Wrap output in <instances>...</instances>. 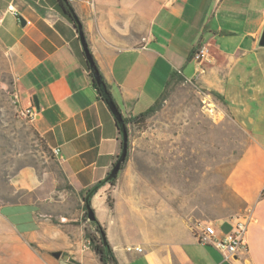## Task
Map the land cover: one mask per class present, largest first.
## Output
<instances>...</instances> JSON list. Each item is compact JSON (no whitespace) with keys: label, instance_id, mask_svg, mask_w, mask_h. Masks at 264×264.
<instances>
[{"label":"crops","instance_id":"crops-1","mask_svg":"<svg viewBox=\"0 0 264 264\" xmlns=\"http://www.w3.org/2000/svg\"><path fill=\"white\" fill-rule=\"evenodd\" d=\"M71 5L124 118L148 112L171 79L180 76L219 101L247 136L245 151L225 176V187L241 203L239 211L253 216L247 252L226 261L216 248L199 244L194 217L173 204L170 210L161 202L158 206L156 198L141 205L123 169L115 185L105 184L91 199L119 264H264V0H180L173 5L168 0H76ZM202 47L210 52L204 69L194 59ZM0 49L61 173L50 182L35 170L18 173L12 185L28 201L1 205L0 220L18 240L66 254V264H101L89 245L91 235L98 234L85 216L83 197L111 173L122 152V135L93 86L76 23L58 0H0ZM5 207L10 219L2 214ZM163 211L172 228L158 231L149 219ZM198 218L197 223L214 224L224 237L237 216L214 223ZM119 220H145L138 258L124 248Z\"/></svg>","mask_w":264,"mask_h":264},{"label":"rangeland","instance_id":"rangeland-1","mask_svg":"<svg viewBox=\"0 0 264 264\" xmlns=\"http://www.w3.org/2000/svg\"><path fill=\"white\" fill-rule=\"evenodd\" d=\"M26 112L8 56L0 49V206L28 201L12 185L22 171L35 170L49 182L52 175L61 178L59 162ZM130 131V157L124 170L141 205L156 198L158 206L161 202L170 210L173 204L185 216L213 223L245 214L225 187V176L245 151L247 136L199 85L172 84L157 111ZM10 212L5 207L2 214L10 219ZM149 220L158 231L172 228L165 211ZM120 221L117 228L124 248L130 247L131 256L138 258L136 246L145 220ZM55 252L18 240L6 220H0V264H66V254L57 259Z\"/></svg>","mask_w":264,"mask_h":264},{"label":"built area","instance_id":"built-area-1","mask_svg":"<svg viewBox=\"0 0 264 264\" xmlns=\"http://www.w3.org/2000/svg\"><path fill=\"white\" fill-rule=\"evenodd\" d=\"M70 3L75 2L76 0H67ZM180 0H168L169 5H173ZM194 59L197 61L201 68L204 64L210 59V52L207 47L200 48L194 55ZM194 83V82H189ZM26 114L31 118L35 119V112L31 108H27ZM59 159H62L60 156V151L56 150V155ZM264 195V190H263ZM253 221V216L250 211L239 216L235 220V225L233 230L225 235L220 237L217 231V228L213 224H202L197 223L195 225V238L199 244L205 246H212L216 248L223 255L226 261H232L237 258L239 255L246 253L248 250L247 244V234L249 225ZM91 245V243H89ZM141 252V250H139Z\"/></svg>","mask_w":264,"mask_h":264},{"label":"trees","instance_id":"trees-1","mask_svg":"<svg viewBox=\"0 0 264 264\" xmlns=\"http://www.w3.org/2000/svg\"><path fill=\"white\" fill-rule=\"evenodd\" d=\"M58 1L63 6L65 11L67 13H70V9L65 5L64 1L63 0H58ZM91 77H92V82H93L94 88L98 91L99 95L103 98V95H102L99 87L97 86L96 82L93 79L92 73H91ZM181 82H185V80L183 78H181L180 76H177V77L174 76L171 79V81L169 82V84H168V86H167V88L165 90V93L163 94L161 100L159 102H157L148 112H146V113H144L142 115H139V116H137L135 118H124L126 126H127V131H128V134H129V154L127 156V159H126L121 171L124 169L125 165L127 164L128 160H129V157H130V146H131V143H130L131 131H130V129H131V127L138 126V125H141L144 122H146L151 117V115L153 113H155L157 111V109L161 106V104H162V102H163V100H164V98L166 96L168 88L174 83H181ZM107 90H108L109 96L112 97L108 86H107ZM215 97L218 100L221 99L220 96H218V95H215ZM117 179L118 178H116V179H114V180H112V181H110L108 183H110L112 185H115ZM106 183L107 182H106V179H105V180L101 181L100 183H98L94 188H92L91 190H89L87 192V194L83 197L84 202H85V208L87 207V204L91 205V199L93 198V196ZM109 202H110L111 207H113L112 200H109ZM85 216H86V218H88L87 209L85 210ZM93 224L95 225L96 233L98 234V236L96 237L95 235H91L90 243H91V247H92L93 251L99 257L101 264H119V262H118V260L116 258L115 252H114L110 242L107 239L106 229L99 223L97 218L93 222Z\"/></svg>","mask_w":264,"mask_h":264},{"label":"water","instance_id":"water-1","mask_svg":"<svg viewBox=\"0 0 264 264\" xmlns=\"http://www.w3.org/2000/svg\"><path fill=\"white\" fill-rule=\"evenodd\" d=\"M63 1H64L65 5L70 9L69 15L71 16V18L76 23V27H77L79 34H80V40H81L83 48H84V53H85V56L87 58L91 73L93 75V79L96 82L97 86L99 87L105 102L108 104L109 108L111 109L112 113L114 114V116L117 120L119 129H120L121 135H122V152H121L116 164L114 165L111 173L106 178V182H107L106 184H108V182L118 178V176L121 172V169H122V167H123V165L127 159V156L129 154V134L127 131L125 119H124L120 109L116 105L115 101L113 100V98L109 96L106 83H105V81H104V79H103L94 59H93V56L89 50V47H88V44H87V41H86V38H85V35L83 32L82 24H81L79 18L77 17L71 3L68 2L67 0H63ZM20 21L22 22L23 25L26 24L25 20L21 17H20ZM260 46L264 47V31H263L261 39H260ZM86 209H87V216H88L89 221L94 222L96 220V215H95L94 210L91 208V205L87 204ZM53 255L55 256V258L60 259L62 257V252H55ZM63 258L65 260H69V256H67V255H65Z\"/></svg>","mask_w":264,"mask_h":264}]
</instances>
